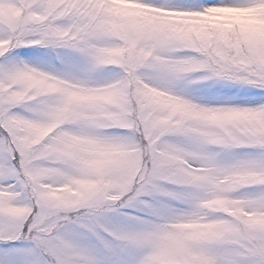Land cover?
I'll return each mask as SVG.
<instances>
[{
	"label": "clouds",
	"instance_id": "clouds-1",
	"mask_svg": "<svg viewBox=\"0 0 264 264\" xmlns=\"http://www.w3.org/2000/svg\"><path fill=\"white\" fill-rule=\"evenodd\" d=\"M219 8L233 7L0 0V56L21 41L73 49L89 68L79 76L23 60L0 64V146L11 140L26 167L17 216L38 207L70 218L89 206L106 213L142 202L155 218L128 231L135 264H249L253 234L264 237V191L241 198L238 190L264 186V159L219 163L202 149L264 143V113L216 111L175 87L211 77L214 60L264 67V22L211 18ZM5 14L20 17L18 31L2 27ZM185 49L194 54L180 55ZM109 66V78L93 77ZM115 127L126 134L106 133ZM144 194L185 206L161 208Z\"/></svg>",
	"mask_w": 264,
	"mask_h": 264
},
{
	"label": "rangeland",
	"instance_id": "rangeland-1",
	"mask_svg": "<svg viewBox=\"0 0 264 264\" xmlns=\"http://www.w3.org/2000/svg\"><path fill=\"white\" fill-rule=\"evenodd\" d=\"M160 6H171L180 8H192L202 0H147ZM219 3L221 0H211ZM232 2V0H226ZM209 16L213 19H226L239 22L248 26H256L264 22V7L259 8H219L209 10ZM180 55H192L191 50H182ZM27 61L37 66L60 71H69L79 76L89 74V68L84 58L75 50L70 48H56L51 46L27 45L11 48L4 56H0V64H12L17 61ZM116 71L112 66L102 71L92 73L98 81H103ZM196 75H199L197 73ZM188 98L202 105H214L218 103H228L238 106H258L264 104V88H258L250 84L234 83L218 79L196 80L193 83L178 82L175 85ZM16 111L23 112L22 108ZM110 135H124L126 130L115 127L105 130ZM203 154L211 156L219 163H236L245 159H264V148L257 145L240 146H219L209 145L202 149ZM6 153L0 146V165L7 160ZM19 157H17V160ZM16 163V161H12ZM8 183H14L8 180ZM264 191L262 185L244 186L238 190L241 198H255ZM187 195V193H181ZM142 201H148L159 207L172 209L183 208L185 205L180 199L171 197L154 198L152 195L144 194ZM155 218L154 214L147 211L144 203H137L132 206H125L118 211H108L99 218H90L86 226L80 224L63 225L61 232L67 243L72 248L78 250L79 259L83 264L93 262V264H135L138 250L125 241L116 240L109 231L128 233L130 229L137 226L139 222H149ZM108 227L109 231H104L100 225ZM14 227V225L9 226ZM27 231V226H24ZM15 249H26L31 251L33 245L27 240L0 241V250L5 245ZM57 252L61 256H73L75 253L59 248ZM46 256V251L44 253ZM257 258H249V264H256Z\"/></svg>",
	"mask_w": 264,
	"mask_h": 264
},
{
	"label": "snow or ice",
	"instance_id": "snow-or-ice-1",
	"mask_svg": "<svg viewBox=\"0 0 264 264\" xmlns=\"http://www.w3.org/2000/svg\"><path fill=\"white\" fill-rule=\"evenodd\" d=\"M213 5H228L233 8H259L264 7V0H232V2L221 0L219 3L211 2V0H202L201 3L193 5L192 8L161 7L179 11L204 12L209 6ZM19 22L20 17L15 14H5L3 16L2 27L10 32H16L18 31ZM189 40H191V37H189ZM27 45L36 44L18 41L13 48ZM209 70L212 72V76L208 79L250 84L258 88H264V67H261L259 64L226 66L223 62H216L214 60L213 66ZM206 106L216 111L248 109L264 113V104L258 106H238L228 103H218ZM2 131L3 129L0 128V132ZM240 145H257L264 148V143L260 142V138H257L255 142L245 143L242 141H234L224 143L220 146L229 147ZM3 149L8 159L5 164L0 165V193L5 194L0 197V241L27 240L32 242L33 247L29 251L26 249L11 248L6 244L5 248L0 250V264H83L79 259L78 250L72 248L65 241L61 228L66 224L86 226L90 218H99L106 210L98 205L89 206L87 211L69 218L60 217L56 213L43 214L38 207H34L31 216L26 219L20 218L15 214L14 207L20 204L22 198L25 196L27 188L25 183L26 167L20 150L17 149L11 140L5 142ZM17 157H19L18 160ZM12 161H16V163H12ZM8 180H13L14 183H8ZM138 195H141V193H138ZM123 207L125 206L112 207L107 209V211H118ZM10 225H14V227L10 228ZM25 225L27 226V231H24ZM100 227H103L104 231H109L108 227L103 224ZM109 235L116 240L122 241L131 238V234L118 231H109ZM252 239L254 246L251 248L250 257L257 258L256 264H264V237L257 233L253 234ZM59 248L67 249L75 253V255L61 256L57 252ZM45 251L46 256L44 255ZM88 264H93V262H88Z\"/></svg>",
	"mask_w": 264,
	"mask_h": 264
}]
</instances>
